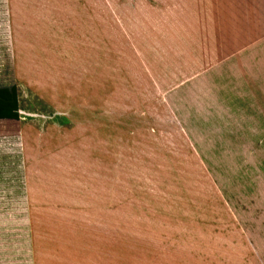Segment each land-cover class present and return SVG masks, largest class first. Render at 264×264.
I'll list each match as a JSON object with an SVG mask.
<instances>
[{"label": "rangeland", "instance_id": "374dc122", "mask_svg": "<svg viewBox=\"0 0 264 264\" xmlns=\"http://www.w3.org/2000/svg\"><path fill=\"white\" fill-rule=\"evenodd\" d=\"M6 73L0 62L18 119H0V261L65 245L202 246L219 227L264 255V77L213 100L138 76Z\"/></svg>", "mask_w": 264, "mask_h": 264}, {"label": "crops", "instance_id": "0c3cea01", "mask_svg": "<svg viewBox=\"0 0 264 264\" xmlns=\"http://www.w3.org/2000/svg\"><path fill=\"white\" fill-rule=\"evenodd\" d=\"M7 3L11 28L2 21ZM259 54L264 0L0 1L1 68L13 78L138 76L214 100L264 77ZM212 232L202 246L65 245L41 250L55 255L37 259L33 250L31 260L0 264H264L250 240L251 248L243 240L235 248L224 228Z\"/></svg>", "mask_w": 264, "mask_h": 264}, {"label": "trees", "instance_id": "16d2710c", "mask_svg": "<svg viewBox=\"0 0 264 264\" xmlns=\"http://www.w3.org/2000/svg\"><path fill=\"white\" fill-rule=\"evenodd\" d=\"M0 119H18V102L14 85L0 87Z\"/></svg>", "mask_w": 264, "mask_h": 264}]
</instances>
